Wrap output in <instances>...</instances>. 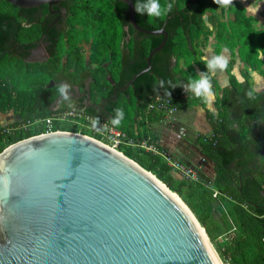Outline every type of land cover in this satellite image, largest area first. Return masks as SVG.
Returning a JSON list of instances; mask_svg holds the SVG:
<instances>
[{
	"label": "trees",
	"instance_id": "1",
	"mask_svg": "<svg viewBox=\"0 0 264 264\" xmlns=\"http://www.w3.org/2000/svg\"><path fill=\"white\" fill-rule=\"evenodd\" d=\"M2 1L12 7L18 6L8 0ZM61 2L67 8L62 24L67 30V50L72 53L71 59L76 60L77 69L94 78L90 83L94 93L113 95L114 86L106 75L125 85L147 65L149 51L164 36L163 33L140 32L130 25L128 44L135 53L134 63L117 67L112 60L105 66L103 54L108 47L112 50V58L118 61L115 58L121 49L122 37L127 34L124 24L130 23L126 4L121 0ZM133 2L135 6L136 0ZM161 3L173 5L172 11L162 18L149 19L146 13L141 15L135 11L138 24L145 28L163 26L167 37L162 48L151 55L149 69L133 79L126 94L118 91L117 98L107 105V114L111 113V116H104L83 102H75L76 107H84L85 111L109 123L115 114L114 110L122 108L125 118L117 128L125 132L126 142L117 148L175 191L212 241L218 228L211 211V197L216 189L218 192L213 197H217L221 204L226 203L228 211L222 208V215L224 218L231 217L236 229L228 243L222 247L216 246L220 258L224 260L229 253L231 259L228 264H264V89L259 90L252 85L249 71L264 70L260 55L264 52V26L254 25L256 17L246 12L241 0H233L234 6L227 9L219 7V10L214 9L217 7L214 0H161ZM260 15L264 16V7ZM32 28L24 27V30L29 34ZM213 29L216 53L223 46L231 52L234 45L238 46L240 75L238 79L229 61L227 82L220 85L215 76L212 78V86L216 90L213 100L216 113H212L200 99L187 94L183 87L197 79L199 73L207 71L201 47L206 45ZM6 35L8 37V27L1 19L0 111L12 109L17 113L19 119L10 125L50 115L57 101L40 97V89L43 88L41 82H28L37 75L25 57L28 49L22 53L16 47L8 46ZM84 42L91 46L88 66L96 65L94 69L84 64L81 52ZM59 43L61 47L66 46L61 39ZM30 45L27 44V47ZM160 80H171L177 85L175 88L169 87L171 96L166 94L165 88L158 87ZM250 87L256 89L255 100L245 95ZM154 88L158 90L154 91ZM161 101L165 105L160 108L149 106L151 102L157 104ZM193 104H200L204 108L205 118L210 124L208 134L198 132L195 135L198 149L214 163L213 185L209 188L200 179L175 176L162 153L163 146L150 130L152 121L165 117L162 108ZM66 107L69 105L60 101L56 108ZM56 126L79 131V127L72 122L58 121ZM45 128L42 122L10 132L5 130V126H0V151L10 143L37 134Z\"/></svg>",
	"mask_w": 264,
	"mask_h": 264
},
{
	"label": "water",
	"instance_id": "2",
	"mask_svg": "<svg viewBox=\"0 0 264 264\" xmlns=\"http://www.w3.org/2000/svg\"><path fill=\"white\" fill-rule=\"evenodd\" d=\"M121 1L135 29L164 34L127 87L167 32L142 27L133 0ZM184 206L151 171L89 135H31L0 151V264H218Z\"/></svg>",
	"mask_w": 264,
	"mask_h": 264
},
{
	"label": "flooded vegetation",
	"instance_id": "3",
	"mask_svg": "<svg viewBox=\"0 0 264 264\" xmlns=\"http://www.w3.org/2000/svg\"><path fill=\"white\" fill-rule=\"evenodd\" d=\"M61 1L63 0H58V2L51 5L41 3L35 6L25 7L18 5L17 7H12L0 0V22L1 19H4L5 26L8 27V37L6 35L5 42L8 46L16 47L22 53L25 49H28L25 57L30 63V68L37 73L36 78L28 82H33L34 84L41 82L43 88L51 86L48 89L41 88L40 97L56 100L54 107H57L61 101L57 85L66 83L71 86L69 89L71 106H77L75 102H83L100 114L111 116V113L107 114L109 110L107 105H111L117 98L118 91L126 94L129 91L130 83L127 87H124L127 83L121 85L117 83V79H113L107 74L108 81L114 86V94L102 95L94 93L95 91L90 88V83L94 81V78L85 71L77 69L76 60L71 59L72 53L67 50V30L62 26L67 8ZM130 25L131 23L124 24L127 34L122 37L121 49L119 54H117V58H115L118 61L112 58V50L108 47L103 54L105 57L103 65L108 66L112 60L117 67H122L131 62L134 63L135 53L128 44ZM24 27L33 28L27 34V30H24ZM60 39L65 41V47L60 46ZM125 40H127L126 44L124 43ZM30 43L32 45L27 47V44ZM81 46L85 66L89 67V69H94L97 67L96 65L88 66L91 54L90 44L84 42ZM65 102L69 105L68 101Z\"/></svg>",
	"mask_w": 264,
	"mask_h": 264
},
{
	"label": "rangeland",
	"instance_id": "4",
	"mask_svg": "<svg viewBox=\"0 0 264 264\" xmlns=\"http://www.w3.org/2000/svg\"><path fill=\"white\" fill-rule=\"evenodd\" d=\"M245 6L247 13L253 14L256 19L254 25L264 26V16L260 15V10L263 8L264 0H241ZM217 5L215 10H219ZM207 18V13L205 14ZM214 30L208 36V42L201 48L203 50L204 58H211L214 55L223 54L228 61H231L232 71L240 78L238 70V46L234 45L233 52L227 47H222L219 53L214 51L213 44L216 41L214 36ZM87 53V52H86ZM262 57V56H261ZM262 67L264 69V57H262ZM216 79L220 85L227 82L226 70H216ZM250 76L252 85L256 89H264V70L250 69ZM216 94V90H214ZM212 113H216V107L213 104H205ZM19 117L15 111L8 109L6 111H0V126L10 125L11 122L18 120ZM150 130L155 135L156 140L163 146L162 153L165 157H169L172 161L180 163L182 166H188L192 168L196 175L205 184V187L213 185L212 173L214 172L213 161L203 154L197 146L195 135L198 132L208 134L210 132V124L205 118L204 108L200 104L193 106H184L179 108H172L163 119L154 120L150 123ZM165 145V146H164ZM167 147V148H166ZM173 174L177 177H181V174L173 170ZM214 196V194H212ZM211 197L212 203V217L217 230H215V238L212 241L206 233V240L209 242L214 252L224 264L220 258L216 246L222 247L229 242L230 238L236 233L235 226L231 221V217L222 215V208L228 211L226 203L221 204L217 197ZM222 200V199H221ZM223 210V211H224ZM201 225V224H200ZM202 226V225H201ZM203 227V226H202Z\"/></svg>",
	"mask_w": 264,
	"mask_h": 264
},
{
	"label": "clouds",
	"instance_id": "5",
	"mask_svg": "<svg viewBox=\"0 0 264 264\" xmlns=\"http://www.w3.org/2000/svg\"><path fill=\"white\" fill-rule=\"evenodd\" d=\"M214 3L224 9H227L233 5V0H214ZM173 9L171 3L162 4L161 0H136L135 11L138 14H147L149 19L162 18L164 15L170 13ZM264 57V52L260 53ZM228 59L223 54L214 55L211 58H205L204 64L206 65L207 71L199 73V76L195 80L189 81L186 85H183L184 90L187 94H191L197 99H200L204 104L211 105L212 101L215 99V93L212 86V78L216 75V70L221 71L226 70L228 67ZM240 79V78H238ZM167 85V87H166ZM70 85L66 83H61L57 85V91L61 97V102L68 101L69 107H71V96L69 93ZM159 88H165L166 94L171 96L169 87L175 88L176 84H173L171 80L167 82L164 80L159 81ZM157 91V88L153 89ZM246 97L250 100H255L257 98V92L255 88H249L245 93ZM115 114L110 119V124L113 127H119L125 118V112L122 108H117L114 110ZM93 127L96 128L98 132H106L107 128L97 127L99 124L98 120H94Z\"/></svg>",
	"mask_w": 264,
	"mask_h": 264
},
{
	"label": "built area",
	"instance_id": "6",
	"mask_svg": "<svg viewBox=\"0 0 264 264\" xmlns=\"http://www.w3.org/2000/svg\"><path fill=\"white\" fill-rule=\"evenodd\" d=\"M163 101L158 102L157 104H154V102H151L149 106H156L157 108H160L164 106L165 104ZM173 107L169 108H162L164 115H167L169 111H172ZM98 120L99 124L97 127L100 128H107L108 131L106 132H98L96 128L93 127V121ZM58 121H67V122H72L75 125L79 127V133H83L86 135H89L98 141L116 149L119 150L117 147L119 144L126 142L125 141V132L121 130L120 128L113 127L107 120L105 119H100L93 114L85 111L83 108H79L76 106H71V107H66L63 109H57L55 107V110L50 114L45 117L37 118L32 121H23V122H18L12 125H7L5 126V130L7 132L13 131L15 129H22V128H27L31 127L35 123L42 122L43 125L46 127L45 130L37 133H48V132H53V131H61V130H66V129H60L56 125ZM81 129L86 130L87 133L82 132ZM68 131H74V130H68ZM35 135V134H33ZM120 151V150H119ZM164 155V154H163ZM165 157V155H164ZM167 162L172 166V169L177 171L178 173L181 174V176L187 177V178H192L199 180L200 178L198 175H196L195 171L188 167V166H182L180 163L172 161L169 157H165ZM217 190L214 189L213 194H217ZM231 259V256L229 253L226 254V257L224 260V264H228Z\"/></svg>",
	"mask_w": 264,
	"mask_h": 264
},
{
	"label": "bare ground",
	"instance_id": "7",
	"mask_svg": "<svg viewBox=\"0 0 264 264\" xmlns=\"http://www.w3.org/2000/svg\"><path fill=\"white\" fill-rule=\"evenodd\" d=\"M175 198H176L180 203H182V201L180 200V198H179L178 196L175 195ZM183 205H184V204H183ZM184 207H185V209L188 211V213L191 215V217H192V219L195 221L196 225L199 227V230H200L201 234L203 235V237L206 239V233H205L203 227L200 225V223L197 222L196 218H195L194 215L190 212V210L188 209V207H186V206H184ZM206 241H207V240H206ZM207 243H208V245H209V247H210V249H211V252L213 253V255H214V257H215L217 263H218V264H222L221 261H220V259L218 258V256L216 255V253L214 252L213 248L211 247V245L209 244L208 241H207Z\"/></svg>",
	"mask_w": 264,
	"mask_h": 264
},
{
	"label": "crops",
	"instance_id": "8",
	"mask_svg": "<svg viewBox=\"0 0 264 264\" xmlns=\"http://www.w3.org/2000/svg\"><path fill=\"white\" fill-rule=\"evenodd\" d=\"M193 105H195V104H193ZM193 105H191V106H193ZM165 146V145H164ZM167 148V147H166ZM214 176V172L212 173V177Z\"/></svg>",
	"mask_w": 264,
	"mask_h": 264
}]
</instances>
